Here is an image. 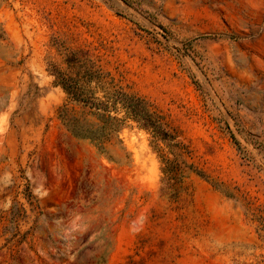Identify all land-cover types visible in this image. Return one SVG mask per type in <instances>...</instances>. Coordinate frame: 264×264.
Listing matches in <instances>:
<instances>
[{
    "label": "rangeland",
    "instance_id": "1",
    "mask_svg": "<svg viewBox=\"0 0 264 264\" xmlns=\"http://www.w3.org/2000/svg\"><path fill=\"white\" fill-rule=\"evenodd\" d=\"M61 74L166 134L102 154ZM0 264H264V0H0Z\"/></svg>",
    "mask_w": 264,
    "mask_h": 264
},
{
    "label": "trees",
    "instance_id": "2",
    "mask_svg": "<svg viewBox=\"0 0 264 264\" xmlns=\"http://www.w3.org/2000/svg\"><path fill=\"white\" fill-rule=\"evenodd\" d=\"M90 76L72 77L68 74L57 76L72 104L83 109V114L96 117L99 124L83 125L81 120L70 116L67 107L61 110V119L68 130L78 139L90 141L104 154L106 145L119 134L127 119L139 123L144 129L152 132L155 137L166 134L160 117L152 106L144 99L124 92L121 88L105 90L103 99L96 98L80 80ZM124 112V117H120Z\"/></svg>",
    "mask_w": 264,
    "mask_h": 264
}]
</instances>
